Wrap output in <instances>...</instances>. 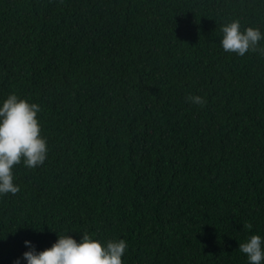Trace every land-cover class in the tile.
<instances>
[{
	"label": "trees",
	"instance_id": "1",
	"mask_svg": "<svg viewBox=\"0 0 264 264\" xmlns=\"http://www.w3.org/2000/svg\"><path fill=\"white\" fill-rule=\"evenodd\" d=\"M235 20L264 36V0H0V107L38 104L47 143L0 194V264H26L25 240L84 232L125 240L122 264H249L239 244L264 240V55L222 48Z\"/></svg>",
	"mask_w": 264,
	"mask_h": 264
},
{
	"label": "clouds",
	"instance_id": "2",
	"mask_svg": "<svg viewBox=\"0 0 264 264\" xmlns=\"http://www.w3.org/2000/svg\"><path fill=\"white\" fill-rule=\"evenodd\" d=\"M222 48L226 52L239 56L247 52H259L264 55V47L259 41L264 39L258 28L247 27L240 30L238 20L224 25L221 29ZM187 100L200 106L206 104L201 96L189 95ZM40 106L29 103L11 94L0 107V194L19 192L13 182L12 169L23 161L28 168L42 165L47 155V143L40 135L37 113ZM244 228L253 225L246 223ZM28 251L23 253L26 264H122V256L128 248L125 240H109L105 245L92 239L87 232L77 242L70 235H58V239L50 248L37 251L31 241L25 240ZM264 240L259 235H252L247 242L239 244V251L247 256L249 264H261L264 261ZM13 264H20L17 258Z\"/></svg>",
	"mask_w": 264,
	"mask_h": 264
}]
</instances>
